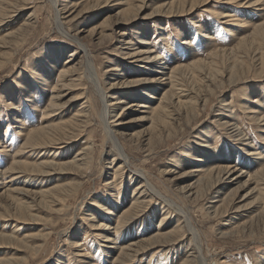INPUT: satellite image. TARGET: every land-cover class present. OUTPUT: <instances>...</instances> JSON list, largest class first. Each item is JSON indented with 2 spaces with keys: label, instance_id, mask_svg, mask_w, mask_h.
I'll return each instance as SVG.
<instances>
[{
  "label": "rangeland",
  "instance_id": "obj_1",
  "mask_svg": "<svg viewBox=\"0 0 264 264\" xmlns=\"http://www.w3.org/2000/svg\"><path fill=\"white\" fill-rule=\"evenodd\" d=\"M56 1L62 10L61 21L66 24V29L72 36L80 38L91 52L98 80L105 88L109 102L121 98L122 104H118L113 114L116 117L110 118V123L118 130L125 153L130 156L131 169L144 170L149 181L164 196L173 198L186 210L199 232L203 252L213 263L219 259V264H264V222L257 218L261 210L256 203L258 188L256 181L248 177L261 168L260 162L264 163V160H257L250 154L256 152L264 158V75L259 77L254 71L258 66L263 67L259 60L264 52V42H254L258 35L263 38V34L258 33L253 38L255 27L264 25V3L243 7L247 0L234 4L228 3L230 0H209L200 3L190 14L171 16L165 14L169 8L174 7L177 11L180 4L190 0H148L135 18V11L128 12V7H133L131 4L136 6L140 0ZM22 3L18 14L10 12L12 17L0 24V213L10 216L6 221L0 219V233L13 234L20 240L26 235L36 238L28 240L31 249L0 244V261L25 258L24 264H118L115 261L119 258L120 248L135 246L148 239L157 241L161 233L170 234L178 225L179 216L173 211L166 215L168 210L160 199L155 198L140 215L116 232L117 218L128 207L134 206L137 197L133 196L140 182L128 168L123 171L124 179L118 178L113 182L114 171L121 162H112V146L107 144L105 127L99 118L100 97L90 82L84 79L77 81V76L85 75L86 58L75 42L60 35L55 8L49 0H21ZM159 8L163 13H154ZM214 12L230 17L218 18ZM29 17L32 18L31 25L26 27L23 23ZM20 26L25 27L22 35L18 39H9L7 35ZM244 38L252 39L245 50L236 52V56L212 55L225 46L230 47L228 50H236ZM138 49L150 50L159 60L136 62L126 55ZM235 58L246 64L237 65L236 69ZM198 60L203 61V65L195 69L196 74L191 70L184 72L178 76L179 82L184 83L194 97L199 93L200 97H205L208 85L213 87L214 93L209 95L206 104L204 99L199 101L201 111L190 120V124L181 113L179 118V115L174 116L175 126L167 131H161L163 128L159 121L131 122L141 116L150 118L159 99L171 87L169 72L179 66L193 65ZM73 66L77 70L71 78L77 83L66 89L61 88L62 83L59 84L57 92L65 107L53 113L55 123L69 121L81 111L82 105H89L91 116L63 149L39 148L31 153L26 148L19 159L35 163L55 157L56 162L67 163L79 159V153L87 145H92L87 172L68 169L63 175L55 174L49 178L30 175L26 170L24 174L10 172L3 176L13 162V155L17 151L19 153L26 139L39 127L41 112L48 111L52 94L57 93L54 91L60 73ZM153 74H157L159 81L141 84L145 89L142 93L135 91L136 85H130L134 80L149 78ZM196 77L202 81H197ZM69 79L66 80L68 83L71 82ZM235 80L237 82L233 83ZM82 92H85L83 96L78 97ZM146 93L156 98L149 99ZM141 102L150 107L125 109L127 103L138 106ZM224 121L232 125L221 126ZM157 128L166 141L161 142ZM138 138L140 141L136 145ZM207 143L210 147H205ZM205 160L206 166L213 160V165L231 164L238 170L229 175V179L224 178L215 189L220 191L213 190L195 200V197H187L186 192L197 182L198 173L194 171ZM70 183L81 188L70 193L65 206L56 203L54 210L63 208L62 213L51 212L33 203L32 214L38 220L27 219L26 223L16 221L19 217L5 197L6 190L10 189L34 193ZM180 189H185L186 197ZM201 190H207V184ZM19 198L22 204L27 201ZM224 199L226 203L230 201L227 205L229 212L215 215L220 207H224ZM252 222L255 233L250 234L247 229ZM108 227L112 228L111 232L107 231ZM237 228H241V232L246 231L238 234ZM106 236H110L111 242L104 238ZM189 237L181 236L179 240L162 244V241H170L163 237L159 239L161 244L147 247L124 264H182L188 256H193ZM33 247H40L37 254Z\"/></svg>",
  "mask_w": 264,
  "mask_h": 264
},
{
  "label": "bare ground",
  "instance_id": "obj_2",
  "mask_svg": "<svg viewBox=\"0 0 264 264\" xmlns=\"http://www.w3.org/2000/svg\"><path fill=\"white\" fill-rule=\"evenodd\" d=\"M129 1H131V0H129ZM207 1H209V0H190L189 3L180 4V7L177 11L174 10V7L169 8L165 14H169L171 16L173 14H176V13H177V15H178V13L179 14H181V13L190 14V13H192V11H194V9L196 7L201 5L200 3H202V4L204 2L207 3ZM238 1L239 0H230V1H228V3L234 4L235 2H238ZM49 2L53 5V8H55V10H56V14H57L56 25H57V29H58L60 35H62L63 37H66L68 39H71L73 42H75V44H77L79 46V49L81 50V52H83V54L86 58V64L85 65L87 66V68H86L85 73H84L85 75L81 74L80 76H77V77L75 76V77L77 78V81H79V82L82 79L90 82L91 87L94 89V91H96V94L99 95V97H100L101 114H100L99 118H100L101 123L105 127L104 136H105V139H107V141H108L107 144H110L112 146L111 151L114 153V157H113L112 162H114L116 160H120V162H121L119 164V166L117 167V169L114 171L113 182L115 180H117L118 178L124 179L125 176L123 175V171L124 170L126 171L127 168H128V170L129 169L132 170L130 167L131 166V159H130V156L127 153H125V150H124L122 143H121V139L119 138V136L117 134L118 130H116L114 125L111 124L112 122L110 123V118L116 117V115L113 116V114H114L116 108L118 107V104H122L121 98H119V99L115 98L116 100H114L112 103L109 102L108 95L105 91V88L100 83V80H98V74L96 73L95 66L93 64L91 52L88 51V48L81 42L80 38L72 36L71 33L69 32V30L66 29V24L61 21L62 10H59L57 1L56 0H49ZM147 2H148V0H140V3L137 4L136 6L134 4H131V6H133V7H128V12H134L135 11L134 16L136 18L139 11H141L147 5ZM263 3H264V0H253V1L247 0L246 3H243L242 5H243V7H245V6L246 7H254V6H258L260 4H263ZM22 5H23V3L21 4V0H0V24L3 23L5 21V19H8V18L10 19V17H12L11 13L18 14L22 10L21 9ZM63 8L66 9V7H63ZM8 9H10L11 11H9ZM161 10H163V9L159 8V9L155 10L154 13H161L162 12ZM210 12H212V11H210ZM225 14H227V13H225ZM214 16H217L218 18L221 17L223 19H225L226 17H230V15L224 16V13L219 14L218 12H214ZM32 18H33V16H32ZM32 18L29 17L27 19V21H25L23 23L24 26L29 27L31 25L29 23L32 21ZM133 19H134V17H133ZM235 20H231V21H235ZM245 24H242V27H245ZM24 26H20V28L17 31L8 34L7 37H9V39L10 38L11 39H18V37H20V35H22V33L25 31ZM258 33L260 35L263 34L262 35L263 38L262 37L260 38L258 35L257 38L254 40V42H259L261 44L262 42H264V25H259V26L255 27L253 38ZM250 39H252V38H244L236 50L235 49L234 50H228V49H230V47L225 46L222 50H217L216 52H213L212 55L214 57H218V56L220 57V55L224 56L226 54H232V56H234V55L236 56V52H238L242 49L245 50L248 41L250 42ZM254 42L252 41V43H254ZM253 45H255V44H253ZM249 46H250V44H249ZM263 46H261V47H263ZM252 48H251V50H253ZM126 55H128L130 58L135 59L136 62L137 61H145L146 63H148V62H152L153 60H159V58L157 56L153 55L150 50H145V49H138L137 52H127ZM260 55L261 56H260L259 61H261L263 67L258 66V67H256V69H254V71L256 70V72H258L257 75L259 77H263V75H264V52L261 53ZM72 56H74V54H72ZM0 57H1V53H0ZM159 57H161V56H159ZM214 57H213V59H214ZM202 62L203 61L198 60V61H196V63L194 62L193 65L182 66V67L179 66V67L175 68L174 70H172L171 72H169L168 73V79L170 81L169 84L171 85V87L166 92V94H164L159 99L158 106L155 107V110L150 113V116H149L150 118L141 116L138 120L137 119L131 120V122L132 121H141V120H146V119H150L152 121V123H154L155 121L156 122L159 121V122H161V128H163L161 131H165V130L167 131L169 129V127L175 126V122H173V120L175 118L174 116L175 115L178 116L181 113V114H183L182 118L184 117L186 119V122L190 124L191 123L190 120H193L195 117H197L201 111V108L199 107L200 106L199 101L202 102L204 99V101H205L204 103L206 104L208 99H209L208 98L209 95H212L214 93L212 90L213 87H211V85H208L207 88H205V92L207 94L205 97H202V96L200 97V93L194 97V93L189 91V89L186 88V85L184 83L179 82L181 79L178 78V76L182 75V73H184V72H188L189 70H191L192 74H196L195 69H197V67L199 68L200 65L202 67V65H203ZM241 64L244 66V64H246V62H244L243 60H239V59L235 58V61H234V65H236L235 68L237 69V65H241ZM210 65H212V64H210ZM214 65H216V64H214ZM212 67H210V68H212ZM238 68H239V66H238ZM236 69H235V71H236ZM76 70L77 69L75 68V66H73V67L65 69V71H62V73H60V75L58 77V83L55 86L54 93L57 92L58 86H60L59 85L60 83H62L61 88H65V89L76 86L77 82L71 78L72 77L71 75L73 73H76ZM212 70H214V69H212ZM198 71H200V70H198ZM216 72H217V70H216ZM154 73H156V72H154ZM234 73L237 75L236 72H234ZM210 74H211V72H210ZM212 75H213V73H212ZM246 75H247V73H246ZM156 76H157V74L156 75L153 74V75L149 76V78L148 77L143 78V79L139 78V80L132 81L130 83V85H136V87H137L135 90L136 92L137 91L138 92H141V91L144 92L145 89L142 88L140 85L143 83H147V82H149L150 84L158 82L159 79ZM229 77L232 78L233 77L232 74ZM67 78H70L69 79V81H71L70 83H68V81H66ZM196 79H198L197 81H199V82L202 81L198 77H196ZM239 80H240V78H239ZM219 81H220V79H219ZM210 82H212V81H210ZM236 82H237V80H235L233 83H236ZM217 84H218V82H217ZM177 87H182V88L177 89ZM84 93L85 92L80 93V96H78V97L81 98ZM146 94L148 95L149 99L154 100L156 98L155 96L152 98L151 93H146ZM191 97H193V98L190 100ZM62 100L63 99L58 92L56 94H52L51 101H50L49 107L47 109L48 111L47 112H43V111L41 112V113H43V115L40 118L41 122H40L39 127L29 138L26 139V142L23 144V148H21V150H19V153L17 151V153L15 155H13V157H12L13 162H12L10 168L8 169V171L3 173V176H7L10 172L11 173L13 172V173L24 174L26 172V170H28L27 173H29L30 175H36L38 177L43 176V177H49V178L55 174L56 175H63L64 172L67 171L68 169L76 170V171H82V172L84 171V173L87 172V170H88L87 160L92 155L91 154L92 153L91 150L93 149L92 145H89V146L87 145V147L84 149L82 148L83 149L82 152H80L79 153L80 155H78L80 157L79 159L75 158L71 161H68L67 163H60L59 161L56 162L55 157L53 159H43V160L35 162V163H29L27 160L22 162L19 159L21 153L26 148H28L29 152H31V153H35L36 150H38L39 148L40 149L51 148V150H53V148H56L57 151H59L60 149H63L65 144L67 143V141L72 140V137H74V134H76V130L77 131L80 130L82 128V126L86 124L87 119H89V117L91 116L90 110H88L89 105H86V106L82 105L81 111H79L73 118L69 119V121L64 122V123H60V124H56L55 119H54L55 115H53V113L58 111V110H62L65 107V104L62 103ZM8 104L10 105L11 103L8 102ZM30 104H32V103H30ZM85 104H87V102H85ZM126 106L127 107H125V109H133L134 107H137L138 109H147L150 107L146 104H142V102H141V104H138V106H135L134 104H131V103H127ZM203 108H205V107H203ZM143 111H147V110H143ZM180 115L178 116V118L181 117ZM257 116H255V117H257ZM229 123H230L229 121H226V122L224 121V123L221 126H228ZM231 125L232 124H230L229 126H231ZM158 129L159 128H157V130ZM154 132H155V130H154ZM158 132L160 133L159 130H158ZM136 137H138V135H136ZM158 137L161 139V142L166 141V138L162 137L161 133L158 135ZM235 137H237V136H235ZM243 139H241V141H243ZM139 141H140V138L135 140L136 145L139 144ZM205 147H210V145L207 143V144H205ZM51 153H52V151H51ZM250 154L255 155L257 160H264L263 156L259 153L257 154L256 152H250ZM55 155H57V154H55ZM212 162H213V160L210 161L211 164H208V166H206L207 162L205 160V162L202 163L203 165L200 163L198 170L194 171V172L198 173L197 174L198 179H196L197 180L196 183H194L193 185L190 186L192 188H190V190H188L186 192V193H188L187 197H189V196L195 197L194 199L198 200L199 198L201 199V197H204L206 194L209 195V193H211V191H213L215 189L217 190V187H219V185L224 181L225 177L227 179H229V177L232 176L231 174H233L234 172H236L238 170V169H235L233 167V165H231V164H229V165H226V164L213 165ZM260 164H262V165H261V168L258 169L257 173L255 172L256 174H254V175L250 174L248 177H249V179L255 180L257 183L258 189H256V190L258 193V198H257L256 203H258V207L261 209L260 213L258 214L259 216L257 218L261 219L262 222H264V163L260 162ZM133 173H134L133 176H135V178L140 182L138 185V188L136 189V192H135L136 195L133 196V197H137V198H136L134 206L128 207V209L125 210V212L119 218H117L116 232L125 228V225L128 224V222L130 220L132 221L136 216L140 215L147 206L152 204L151 202L155 198L160 199L162 201V203L164 204V206L166 207V209L168 210L166 215L171 214L172 211L176 212L179 216L178 217L179 222H178V225L174 229H172L171 232H169L170 234H162V233L158 234L159 237L156 238L157 241H155L153 239H148V240H143L142 243H138L135 246L129 245L128 247H124L122 249L120 248V251L118 253L119 258H117L115 262L118 264H124L125 262H128L129 260L136 258V256H137L136 254H139L140 252H144V250H146L147 247H151V246L158 245L161 243L166 244L168 242H173L177 239L179 240L181 236L185 237V235H187L188 237L190 236L189 237V239H190L189 246L192 248L191 253H193V256H188L182 264H212L213 261L209 257H207L206 254L202 250V245H201L202 243H201V238L199 237V232L197 231L194 224H192L191 217L186 212V210H184L181 207V205L176 203L173 200V198H168V197L164 196L160 192V190L157 187H155L151 181H149L148 175L146 172H144V170H137L136 169L133 171ZM163 173L166 174L167 171H164ZM0 174H2V173L0 172ZM130 175H131V173H130ZM251 182H252V180H251ZM112 184H114V183H112ZM205 184H207V190L202 192L201 189ZM188 187H186V188H188ZM80 188H81L80 185L70 183L68 186L55 185L52 188H49L46 190H39V192H34V193H30V192H28V190H24V189H16V190L10 189V190H6L5 197L7 198V200L10 201L9 202L11 204L10 206L14 208V210L16 211V215L19 217V220H16V221H18L19 223H26L24 221L25 220L27 221V219L28 220H31V219L38 220V217L36 215L32 214V211H33L35 205H31V204L34 203V204H36V206L45 207V208L49 209L51 212L62 213L63 208L62 209L59 208L57 210H54V208H55L54 206H56V203L59 204V202H60L63 204V206H65L64 204L66 203V201L68 199L67 197H69L70 193L77 192L80 190ZM185 189L184 190L180 189L182 192L180 190L179 191L184 195ZM216 190H215V192H218L221 189H219L218 191H216ZM200 192H201V194H200ZM14 194H16V195H14ZM30 195H32L33 198H31ZM147 195H149V196H147ZM184 196L186 197V195H184ZM19 197H21L23 200H27V201L24 204H22L19 202L20 201ZM229 202L226 203V201L224 199V204H223L224 207L219 208L220 210H224V211L220 212V210H219L215 213V215L216 214L217 215L227 214L230 210V208L227 206L230 204ZM99 207H102V206H99ZM102 208H104V207H102ZM112 213H109V214L112 215ZM8 217H10V216L4 215L3 213L2 214L0 213V219L1 220L6 221V219ZM257 218H255V219H257ZM21 220H23V221H21ZM90 222H92V221H90ZM94 222L95 221H93V223H91V224H94ZM245 227H246V224H245ZM245 227H241V228L245 229ZM241 228H237L235 230L236 233L244 234L246 230L241 232L240 231ZM253 228H254V223L252 222V226L249 229H247L250 234H252L254 232ZM18 230H21V229H18ZM107 231L111 232L112 228L108 227ZM163 237H166V239H170V241L167 240V241L161 242V240H159V239H162ZM29 238L35 239L36 237H34L32 235L31 236L26 235V237L24 239L20 240V239L15 238V236L13 234L5 235V234L0 233V244L5 245V246L10 245L9 247H12V245L14 244L15 246H19L21 248L31 249L30 244L28 243ZM104 238H107L108 239L107 241L111 242L110 236H106ZM72 242H75V241H72ZM73 244H75V243H73ZM75 245H76L75 247H78L77 244H75ZM114 247L118 249V247H116V246H114ZM15 249L18 250V248H15ZM39 249H40V247H35V248L33 247L32 250L35 254H37L39 252L38 251ZM216 258H218V257H216ZM151 260L149 263H151ZM219 261L220 260L217 259L214 261V263L219 264ZM24 263H25V258L24 259L12 258V259H4V260L0 261V264H24ZM90 263H92V262H90ZM81 264H83V263H81ZM220 264H224V263H220Z\"/></svg>",
  "mask_w": 264,
  "mask_h": 264
}]
</instances>
